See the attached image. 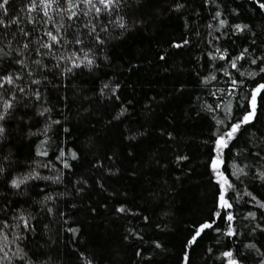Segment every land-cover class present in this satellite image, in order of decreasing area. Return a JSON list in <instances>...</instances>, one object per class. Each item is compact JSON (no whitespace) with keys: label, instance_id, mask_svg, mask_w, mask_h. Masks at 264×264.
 <instances>
[{"label":"trees","instance_id":"16d2710c","mask_svg":"<svg viewBox=\"0 0 264 264\" xmlns=\"http://www.w3.org/2000/svg\"><path fill=\"white\" fill-rule=\"evenodd\" d=\"M36 3L0 13V264H264V90L226 135L264 84V0Z\"/></svg>","mask_w":264,"mask_h":264},{"label":"snow or ice","instance_id":"6c2138e0","mask_svg":"<svg viewBox=\"0 0 264 264\" xmlns=\"http://www.w3.org/2000/svg\"><path fill=\"white\" fill-rule=\"evenodd\" d=\"M67 4H68V8L66 9V11H69L71 13V15L68 17L69 20L75 18L78 16V11H79V3H73V0H66ZM81 3H84L85 5L90 6L89 7V12L92 11V9L95 10V12L97 14L101 13L102 9L101 7H97V3L99 5L103 6V10L104 11H108L111 12L118 4H119V0H80ZM9 4V0H0V13H5L7 12V8L5 7L6 5ZM59 5V0H40V5H42V11L44 13L45 17H48L49 20L52 19V17L50 16V11L53 10V5ZM37 3L36 0H31V7L29 9V11H35L36 7H37ZM262 8H264V4L261 5ZM84 15H88V12H85ZM217 15H219V13H217ZM13 23H15L16 21H12ZM117 23L119 24V26L121 28L125 27L122 18L117 21ZM221 25H223L225 22L224 21H220ZM4 21L2 19H0V25H3ZM63 27V25H60L59 27H56L55 29V34L53 33V31L49 30L45 33L46 36L49 37L51 43H46V44H42L41 47H46L51 49L53 47V45L55 44H60L62 38L60 37L59 33H60V28ZM246 27V26H243ZM242 26H237L238 30H243ZM92 31H95V25H92ZM25 36L29 35V33L25 32L24 33ZM77 43H81V41H77ZM177 47H179L180 45H176ZM24 48H28V44H24L23 45ZM37 51L39 52V49H37ZM224 58V57H221ZM71 59V58H70ZM85 59L87 60V64L91 65L92 64V60L87 59V54H85ZM255 62V61H253ZM17 63H23L22 60L17 61ZM37 64L40 63V61H36ZM236 63L235 61L232 62V67H235ZM73 67H80V64L75 63V61H73ZM69 71H71V69H68ZM262 71H264V69H262ZM20 77L17 76L16 79H19ZM4 83H8V84H13L14 80L11 74H9L8 76H4V77H0V88H2L4 86ZM33 83H37L39 84L40 81L36 80L33 81ZM235 83V81L233 82ZM107 87V86H105ZM261 90H264V84H261L256 90L255 93L253 95V99H252V110L251 112L248 113V115H246L243 120L241 121V123L235 124L232 126L231 130L226 134L228 139H232L234 137V134L239 131L241 124H248L250 123L253 118L256 115V95L259 94L261 92ZM20 92H23L24 89L20 88L19 89ZM37 95V99H39V93H36ZM15 99V95L12 96V98L10 100H4L2 96H0V121H3L5 119V117L8 114V111L13 107V103L12 101ZM48 109H44V112H47ZM43 115V112L41 113ZM5 129L3 127L2 124H0V136L3 135ZM217 144L219 147L223 148V147H227V141L224 139V137H221L218 141ZM63 155V154H62ZM73 157H75V154L73 153ZM67 166V165H65ZM214 166H218L217 164L214 163ZM19 183H23V181H20ZM19 183L17 181H13V186L18 187ZM220 200L222 202V207L228 208L231 207V205L227 202V200H225L224 195H221ZM261 207H264V204L261 205ZM120 211H123V209H120ZM250 216L254 217V214H249ZM228 221H232L233 217L231 214L228 215L227 217ZM212 227L211 224H204L199 231H197L196 235L193 237L192 242H195V239L197 236L200 235L201 232L204 231V229L210 228ZM229 236L231 235H235L234 230L231 228V226L229 227V231L227 233ZM224 255H226L227 257L231 258L232 257V252H227ZM229 264H237V261L235 259H229Z\"/></svg>","mask_w":264,"mask_h":264}]
</instances>
